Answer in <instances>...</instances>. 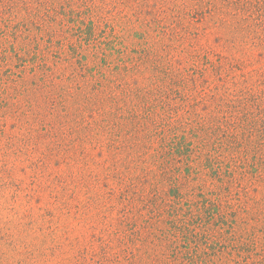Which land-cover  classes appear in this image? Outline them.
<instances>
[{
	"label": "rangeland",
	"instance_id": "obj_1",
	"mask_svg": "<svg viewBox=\"0 0 264 264\" xmlns=\"http://www.w3.org/2000/svg\"><path fill=\"white\" fill-rule=\"evenodd\" d=\"M258 14L0 0V264H264Z\"/></svg>",
	"mask_w": 264,
	"mask_h": 264
},
{
	"label": "trees",
	"instance_id": "obj_2",
	"mask_svg": "<svg viewBox=\"0 0 264 264\" xmlns=\"http://www.w3.org/2000/svg\"><path fill=\"white\" fill-rule=\"evenodd\" d=\"M253 20L256 21L257 23L258 22L261 23L262 21H264V20L261 19V15L260 14H258L255 19L253 18ZM216 172L219 173V171H213V173H216ZM227 172H228L227 173V176L230 177L231 176L230 175L231 173H229V170L228 169H227Z\"/></svg>",
	"mask_w": 264,
	"mask_h": 264
}]
</instances>
